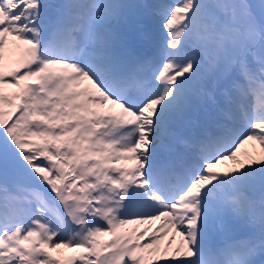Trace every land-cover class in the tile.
Returning <instances> with one entry per match:
<instances>
[{
    "label": "snow or ice",
    "instance_id": "1",
    "mask_svg": "<svg viewBox=\"0 0 264 264\" xmlns=\"http://www.w3.org/2000/svg\"><path fill=\"white\" fill-rule=\"evenodd\" d=\"M0 264H264V0H0Z\"/></svg>",
    "mask_w": 264,
    "mask_h": 264
},
{
    "label": "rangeland",
    "instance_id": "2",
    "mask_svg": "<svg viewBox=\"0 0 264 264\" xmlns=\"http://www.w3.org/2000/svg\"><path fill=\"white\" fill-rule=\"evenodd\" d=\"M144 1H145V0H133V2L141 3V4H152V3H157L156 0H147V3H145ZM160 1H161V0H160ZM8 39H9V46H10V45L12 46L11 41H12L13 38H12V37H9ZM12 47H13V46H12ZM9 48H10V47H9ZM18 55H19L18 53H16V54H11V55H6V58H5V61H4V67L6 66L7 60H8L10 57H11V59H12V57H13L17 62H19V61H18ZM5 91L11 93V92L15 91V89H13V88H9V87L5 86ZM257 149H258V146H257ZM64 251L69 252L67 249H64Z\"/></svg>",
    "mask_w": 264,
    "mask_h": 264
},
{
    "label": "bare ground",
    "instance_id": "3",
    "mask_svg": "<svg viewBox=\"0 0 264 264\" xmlns=\"http://www.w3.org/2000/svg\"><path fill=\"white\" fill-rule=\"evenodd\" d=\"M248 148L249 151H252L253 150V145H248L246 146ZM129 228H132V227H137L139 229H142V228H145V227H149L150 230H151V227L149 225H130L128 226ZM178 241V240H177Z\"/></svg>",
    "mask_w": 264,
    "mask_h": 264
}]
</instances>
